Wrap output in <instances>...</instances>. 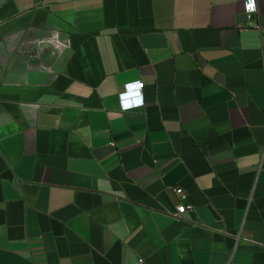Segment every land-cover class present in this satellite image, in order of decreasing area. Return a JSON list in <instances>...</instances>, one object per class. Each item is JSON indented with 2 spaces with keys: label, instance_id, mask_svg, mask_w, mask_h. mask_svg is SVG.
<instances>
[{
  "label": "crops",
  "instance_id": "obj_1",
  "mask_svg": "<svg viewBox=\"0 0 264 264\" xmlns=\"http://www.w3.org/2000/svg\"><path fill=\"white\" fill-rule=\"evenodd\" d=\"M245 1L0 0V264H264Z\"/></svg>",
  "mask_w": 264,
  "mask_h": 264
},
{
  "label": "built area",
  "instance_id": "obj_2",
  "mask_svg": "<svg viewBox=\"0 0 264 264\" xmlns=\"http://www.w3.org/2000/svg\"><path fill=\"white\" fill-rule=\"evenodd\" d=\"M251 3V7L249 4ZM256 8V0H246L245 1V10L248 16H251V13ZM144 86V82L142 80H136L127 82L124 85L122 91L119 92L118 97L121 104V109L123 111H131L135 108L143 106L145 104L144 95L142 92V88ZM176 193L184 195L183 188H175ZM189 208L185 204H180L177 207V211L174 214L175 217L179 218L182 215L188 212ZM142 262V259L140 260Z\"/></svg>",
  "mask_w": 264,
  "mask_h": 264
},
{
  "label": "snow or ice",
  "instance_id": "obj_3",
  "mask_svg": "<svg viewBox=\"0 0 264 264\" xmlns=\"http://www.w3.org/2000/svg\"><path fill=\"white\" fill-rule=\"evenodd\" d=\"M249 6L251 7V3L249 4Z\"/></svg>",
  "mask_w": 264,
  "mask_h": 264
}]
</instances>
